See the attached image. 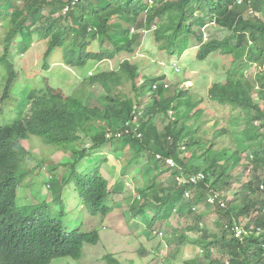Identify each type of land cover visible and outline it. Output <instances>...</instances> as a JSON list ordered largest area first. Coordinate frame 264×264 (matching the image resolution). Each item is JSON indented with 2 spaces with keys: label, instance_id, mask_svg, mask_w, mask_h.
<instances>
[{
  "label": "trees",
  "instance_id": "1",
  "mask_svg": "<svg viewBox=\"0 0 264 264\" xmlns=\"http://www.w3.org/2000/svg\"><path fill=\"white\" fill-rule=\"evenodd\" d=\"M0 26L4 28V51L0 50V264L80 260L86 245L96 246L101 240L98 231L67 229L64 212L55 217L57 212L47 209V201L32 207L17 205L19 189L25 187L34 172L26 163L34 149V136L72 154L67 162L70 178L65 176L62 182L73 183L74 189L75 183L79 185L92 213L103 217L113 212L109 204L111 185L102 172L103 162L96 161L83 171L78 165L112 144L117 152L129 148V156L122 160L126 164L122 173H126L140 154L147 153V178L151 183L156 180L149 177L151 169L159 176L171 173L174 182L172 192L161 199L156 196L155 204L148 197L153 190L151 185L139 190L146 202L143 205L155 210V219L149 224L151 230L158 219L168 221L175 213L183 217L188 212L196 215V208L204 200L221 214L223 244L197 240L195 243L204 247L200 256L204 255L205 261L186 264H264V235L255 233L256 229L264 231V174L260 172L264 169V70L253 83L237 77L242 73L240 69L229 71L225 83L213 85L205 97L193 98L183 90L172 95L161 84L165 76L153 80L142 75L139 66L132 62L142 35L152 32L159 50L170 56L179 53L182 57L196 40L200 61L221 53L264 67V0H0ZM205 26L219 27L227 36L205 42ZM43 42L48 46L45 69L57 52H62L66 66L79 70L115 61L123 54L128 57L112 71L87 74L86 83L67 97L47 79L36 78L31 85L19 78L21 70L14 63L15 54H26L34 44ZM15 44L16 52L12 50ZM127 84L131 85L133 98L132 94L123 93ZM95 89L102 91L106 104L88 102ZM144 90L148 93L147 105ZM206 97L221 109H231L227 127L218 129L220 123L215 121L212 141L201 136L208 133L204 130ZM143 107L145 111L140 116ZM158 117L168 122L163 132L157 127ZM108 133L115 137L109 140ZM118 133L120 138L116 137ZM220 143L223 148L218 150ZM159 155L165 160L173 159L186 174L205 173L207 180L199 186L179 187L176 171L168 167L167 161H159ZM243 157L250 161L254 177L229 201L225 191L232 190L233 172ZM201 159L204 165L199 168L200 164L195 166L194 162ZM116 186L114 192L125 187ZM186 191L199 194L187 199ZM63 193L64 190L58 191L59 199ZM214 193L225 207L208 202ZM53 197L55 201V194ZM188 203L192 206L188 207ZM141 213L146 214L145 210ZM243 218L248 224H242ZM239 226L252 232L244 242L234 233ZM181 238L183 245L188 238ZM216 244L222 247L220 259L214 258L211 249ZM179 247L177 244L174 255L179 254ZM106 259L108 264H120L111 256Z\"/></svg>",
  "mask_w": 264,
  "mask_h": 264
},
{
  "label": "rangeland",
  "instance_id": "2",
  "mask_svg": "<svg viewBox=\"0 0 264 264\" xmlns=\"http://www.w3.org/2000/svg\"><path fill=\"white\" fill-rule=\"evenodd\" d=\"M17 1L15 0V2ZM137 30L135 31L137 32ZM3 32L4 28L0 26L1 52L4 51L3 39L1 38ZM207 32L211 40H223L227 36V33L219 27L213 26ZM135 47L138 50L132 58V62L139 66L141 74L149 76L153 80H156V77L162 76L163 78L165 76L163 83L169 84V92L172 95L183 90L190 93L193 98H202L207 95L213 84L226 82L229 71L240 69L242 73H239L237 77H242L244 80L253 83L256 76L264 70V67L246 62L245 58L240 60L236 56H227L221 53L210 56L206 61H200L197 58L199 47L196 40L190 43V49L182 57L179 53L176 56H170L159 50L152 32L142 35V39ZM17 48L18 45L15 44L12 50L16 52ZM93 48L96 49V47ZM47 49V44L43 42L34 44L26 54H15L14 63L21 70L19 78L23 82L27 80L26 83L31 85L36 82V78L47 79L52 87L62 91L67 97L74 95L81 88L83 82L86 83L87 74L91 76L102 71H112L119 62H123L128 57V55L123 54L115 61H105L95 64L94 67L91 64L85 70H79L66 66L62 60V52H57L49 59L48 69H45L44 55ZM176 66L179 68V72L176 71ZM125 88L127 91L123 90V93L127 95L128 92L131 95V85L127 84ZM94 91L95 93H92L93 96L88 102L91 101V105L95 103L106 104L102 91L99 89ZM143 97V100H146L144 105H147L149 99L146 90L143 91ZM255 98L258 100L257 96ZM203 109L206 113L204 130L206 129L208 133L207 135L203 133L201 136L207 141H212L216 130L215 121L220 123L218 129L227 127L231 109L229 107L221 109L220 105L211 103L207 97ZM144 111L145 107L141 109L140 116ZM156 123L161 132L168 125L167 121L164 122L163 117L156 118ZM2 126L3 124L0 122V127ZM92 130L93 132L96 131L95 128ZM134 131L136 134L138 133L137 130ZM87 140L89 139L87 138ZM33 147L32 155L26 163H30V170H34V168L35 170L30 175V181L25 184L24 188H20L17 205L21 208L32 207L37 202L42 204L47 201L49 203L47 209L52 212L53 208L57 212L55 217H58L60 211L64 212L67 229L74 230L81 227L84 231L94 230L101 235V242L97 246H85L84 256L80 261L63 258L53 261L52 264H108L107 256L113 257L121 264H186V262L193 260L204 262V255L200 256L204 247L195 243L197 240L206 239L208 243L223 244L225 235L220 227L221 214L217 208L207 205L205 200L197 208L198 213L196 215L188 212L183 217L178 212L168 221L158 219L157 224L152 230L150 229L149 224L155 219V210L145 207L143 205L146 203L145 201H134L133 193L136 190H141L144 186L151 185L153 190L148 194V197L149 201L154 203L156 196L161 199L166 196L168 191L172 192L174 182L171 173H162L159 176L151 169L149 177L156 179L151 183V179L147 178V153L140 154L135 166L129 168L126 173H122L123 168L126 167L122 160L129 156V148L117 152L116 146H112V144L104 146L103 149L97 151L96 155L85 159V164L80 163L78 165V169L83 171L96 161L103 162L102 172L110 182L112 191L109 204L113 207V212L107 217H103L92 213L91 204L84 198L79 185L75 183L76 189H74L73 183L63 184L62 181L65 180V176L66 179L70 178L71 168L67 162L73 157L71 153L59 151L55 146L47 145L41 138L35 136L33 137ZM222 148L223 144L220 143L217 149L221 150ZM154 150L157 151L156 148ZM187 157L191 158V154L187 153ZM243 158L240 166L233 172L232 190L225 191L229 201L238 196L237 193L241 190V186L254 177L253 170L248 172L250 166L247 164L246 158ZM202 161V159L195 161V166L200 164L198 167L201 168L204 165ZM155 165H151L150 168ZM260 172L263 175L264 169H261ZM117 184H124V189L114 192L117 190ZM57 190H65L61 199H59ZM52 193L56 196L55 201L51 197ZM198 194L197 192L194 193L195 198ZM212 200L214 201V199ZM215 200L219 204L223 202L220 196H216ZM191 206L192 204L188 203V207ZM143 210L146 214L141 213ZM255 216L256 214L253 215V218ZM241 222L244 225L248 224L244 218ZM200 224L204 225L203 229H200ZM158 231L163 232L164 236L159 235ZM184 235L187 236L188 240H185L182 245L179 237L183 239ZM177 244L180 246L177 250L179 254L174 255ZM211 249L214 258H222L220 245L216 244Z\"/></svg>",
  "mask_w": 264,
  "mask_h": 264
},
{
  "label": "bare ground",
  "instance_id": "3",
  "mask_svg": "<svg viewBox=\"0 0 264 264\" xmlns=\"http://www.w3.org/2000/svg\"><path fill=\"white\" fill-rule=\"evenodd\" d=\"M207 30H209V27H206L205 29H204V33H203V35H204V41L206 42V41H208L209 40V37H208V32H207ZM199 47V46H198ZM176 71L177 72H179L180 70H179V68H177V66H176ZM141 83H144V81H141ZM162 84H165L166 85V88L167 89H169L170 88V86H169V84L168 83H163V81L161 82ZM220 83H225V82H220ZM216 84V83H215ZM215 84H213V85H215ZM157 85V84H156ZM213 87V86H212ZM211 87V88H212ZM155 88H156V86H155ZM210 88V89H211ZM209 89V90H210ZM258 89H260V87H258ZM209 92V91H208ZM208 94V93H207ZM3 100V99H2ZM211 102V101H210ZM211 103H213V102H211ZM129 127V125H127V128ZM132 130V129H131ZM134 131V130H133ZM264 131V130H263ZM127 132L129 133L130 132V128H128L127 129ZM135 132V131H134ZM138 132V131H137ZM132 133V132H131ZM136 136H138V137H142V134L141 133H134ZM115 137V136H114ZM113 136H111L109 133L107 134V138L109 139V140H111L112 138H114ZM116 137H118V138H120L121 137V134L120 133H118L117 134V136ZM88 158V157H87ZM86 158V159H87ZM173 161V160H172ZM173 163H174V165L175 166H177L178 168H179V165H178V163L177 164H175V162L173 161ZM181 165V164H180ZM168 167H170V168H172V169H174V167L172 166V165H168ZM182 168V167H181ZM1 170V169H0ZM34 170H35V168H34ZM175 171H176V169H174ZM185 171V170H184ZM184 171H183V173H184ZM186 172V171H185ZM175 176L177 177V175H176V173H175ZM178 185H179V183L178 182H176ZM61 186H62V184H61ZM198 186V185H197ZM137 192V193H136ZM136 192H134L133 193V197H134V201H136L137 202V200H138V202H140V201H142V196L140 195V193H139V190H136ZM64 193H65V190H64ZM197 193H198V191H197ZM58 194V193H57ZM187 194H189V195H194V192H189V191H186L185 192V195H187ZM215 194V193H214ZM59 195V194H58ZM51 197L52 198H54L53 197V193L51 194ZM220 201V200H219ZM222 205H225V203L224 202H221V206ZM223 207V206H222ZM238 228V227H237ZM236 228V229H237ZM239 228H242V229H244L245 230V236H244V239L243 240H241L242 242H244L245 240H246V238H248L250 235H251V231H249V230H247V229H245V228H243V227H240L239 226ZM255 233H256V235H260L261 236V234H263L264 235V231H262V229H256V231H255ZM100 234V233H99ZM101 236V235H100ZM100 242H101V240H100ZM99 242V243H100ZM97 246V245H96ZM84 250H85V247H84ZM84 256V255H83ZM83 258V257H82ZM81 258V259H82ZM72 259V258H71ZM80 259V260H81ZM74 260V259H73ZM80 260H75V261H80ZM55 261V260H54Z\"/></svg>",
  "mask_w": 264,
  "mask_h": 264
},
{
  "label": "built area",
  "instance_id": "4",
  "mask_svg": "<svg viewBox=\"0 0 264 264\" xmlns=\"http://www.w3.org/2000/svg\"><path fill=\"white\" fill-rule=\"evenodd\" d=\"M159 158H160V160L163 159L162 157H159ZM167 163L172 165L174 167V169H178V167L174 165L172 160H167ZM176 180L179 183V186H184L186 184L198 185L201 181L205 180V176L203 174H200V175H197V176L178 175ZM185 196H186L187 199H189L191 197V195H189V194H187ZM215 197L216 196L210 197L209 202L211 204H215L216 203ZM212 199H214V201ZM222 206L225 207V205H222ZM234 233H235L236 238H238L239 240H243L246 232H245L244 229L238 227L234 231Z\"/></svg>",
  "mask_w": 264,
  "mask_h": 264
},
{
  "label": "clouds",
  "instance_id": "5",
  "mask_svg": "<svg viewBox=\"0 0 264 264\" xmlns=\"http://www.w3.org/2000/svg\"><path fill=\"white\" fill-rule=\"evenodd\" d=\"M207 26H205V27H203V29H202V33H204V29L206 28ZM135 32V30H133V33ZM162 84V83H161ZM161 84L159 83H157V85H158V87H159V85L161 86ZM164 85V87H166V85L165 84H163ZM167 89V88H166ZM173 113H171V115H172ZM129 125V124H128ZM260 124L259 123H257V126H259ZM159 157H162L163 158V156L162 155H159ZM158 157V159H159V161H161L162 163L164 162V161H167V160H173V159H170V158H168V159H162V160H160V158ZM247 160V164L248 165H250V161L248 160V159H246ZM252 169L253 168H251V167H249L248 168V172H252ZM176 175L178 176V175H185V176H197V175H200V174H203L204 176H205V180H207V176L205 175V173H203V172H197L196 174H186V173H183V171H182V169L181 168H178V169H176ZM205 180H203V181H201L199 184H198V186L202 183V182H204ZM48 182H50V180H48ZM175 182H177V180L175 179ZM52 185H53V183H51ZM180 187V186H179ZM182 187V186H181ZM20 190V189H19ZM212 196H219L218 194H214V195H210L209 196V199H210V197H212ZM209 199H208V202H209ZM187 202H188V200H187ZM210 203V202H209ZM198 208V207H197ZM197 208H196V210H197ZM193 209H195V208H193ZM198 211V210H197ZM159 232V231H158ZM159 235H163L164 236V233L163 232H159ZM84 255V254H83ZM108 257V256H107ZM113 258V257H112ZM114 261H116V260H114ZM116 262H118V263H120L119 261H116ZM121 264V263H120Z\"/></svg>",
  "mask_w": 264,
  "mask_h": 264
}]
</instances>
